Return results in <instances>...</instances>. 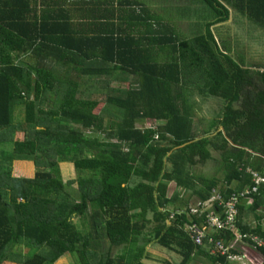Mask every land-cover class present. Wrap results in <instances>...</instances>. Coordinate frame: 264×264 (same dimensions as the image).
<instances>
[{
    "label": "trees",
    "instance_id": "trees-1",
    "mask_svg": "<svg viewBox=\"0 0 264 264\" xmlns=\"http://www.w3.org/2000/svg\"><path fill=\"white\" fill-rule=\"evenodd\" d=\"M202 2L208 31L192 38L171 32L170 59L159 63L129 34L116 40L112 34L67 33L49 11L37 15L35 0H0V264H56L67 254H76L80 264H229L227 255L195 244L185 227L199 223L197 217L172 216L195 200L208 201L218 186L225 198L252 188L250 168L264 176V71L238 64L212 32L235 13L264 30V0ZM144 12L132 10L124 21L150 19ZM122 43L127 51H120ZM73 52L100 55L138 73L139 88L121 99L81 98L80 88L62 86L66 82L48 67ZM196 67L207 71L200 94L223 105L199 138L190 95L178 88ZM105 105L121 111L118 123L106 126ZM20 108L24 118L16 121ZM16 161H33L35 176H14ZM209 161L222 164L223 185L196 173ZM64 163L82 176L65 181ZM252 198L249 208L239 206L237 228L214 237L233 246L241 236L261 254L254 258L246 249V257L264 264V230L245 222L249 213L258 222L263 218L257 211L264 205V183ZM101 246L105 250L92 263ZM150 246L172 259L154 256ZM231 253L243 254L237 247Z\"/></svg>",
    "mask_w": 264,
    "mask_h": 264
},
{
    "label": "crops",
    "instance_id": "crops-1",
    "mask_svg": "<svg viewBox=\"0 0 264 264\" xmlns=\"http://www.w3.org/2000/svg\"><path fill=\"white\" fill-rule=\"evenodd\" d=\"M155 7L159 8L158 5L150 0H145V2L138 0H100L97 6H95V1L93 0H35L34 3V10L38 16L44 10L49 11V13L52 14L53 17H56L58 21L66 23H63L61 29L64 31L66 30L67 33L70 30L89 38L112 34L116 40L121 36H127L129 34L137 38L140 43L139 45L145 49V52L152 54L157 62L163 63L167 62L171 55L169 49L170 40L168 36L172 32V24L170 21H167L166 18L163 19L160 17V13H165V11H155ZM141 8L145 9V16L150 19L136 21V19L133 18L130 21H124L127 14L131 15L132 10L138 12L141 11ZM154 15H157L159 19H154ZM196 23L198 24V19L191 18V20H187V22H184L182 25L188 30L191 25ZM219 26L220 25H218V27ZM198 34V30L192 33L186 31L182 34V37L185 35L186 38H192L198 36ZM124 46L127 48L126 43H122L120 51H127ZM91 50L96 51L93 49ZM97 51L100 52L101 48ZM90 54L89 52H85V54H79L76 52L68 53L66 57L60 59V62L51 63V65L49 63L48 65L50 66L48 67L51 70H55L56 75L60 76L62 82H66L62 83V86H64V84H71L76 85L81 91L88 90L90 93L98 91L104 94L100 99H96L97 96H95V94L92 98H89L91 100L105 101L109 99V96L121 99L126 96L128 90L139 88L141 76L138 73L127 69H121L117 63H108L104 61L100 55L93 57L85 56ZM21 59L27 60L23 55ZM53 59L55 58L50 57L47 60L52 61ZM44 60H46V58ZM79 60H83V62H80ZM184 78L185 79L182 80L178 88H182L184 92L189 93L190 97L188 99L189 102L194 105V108L198 106L204 108L203 105L205 104V108L213 109L216 112L220 111V109L216 110L217 106L219 107V104L221 103L218 99L202 96L200 92L197 93L198 90H196V88H191V86H189L194 85L192 81L188 83L189 76L187 79L186 76H184ZM103 108L104 112H108L109 107H106L105 105ZM195 112V116L193 117L194 131L198 134L197 138H199L203 133L202 129L206 128V124L203 119L198 122L195 121V117L198 115V112ZM103 117L105 118L104 114ZM214 117L215 116L213 115L210 118ZM118 122L119 120L115 123ZM105 123H107L106 119ZM157 124H165V121H159ZM199 126L200 129L198 128ZM262 207H264V205ZM262 207H260V209ZM154 251L155 252H152L154 256L169 260L172 259V255L169 253H163L161 250L155 249ZM200 261L201 260L196 262V264H201ZM148 263L162 264L159 261H149Z\"/></svg>",
    "mask_w": 264,
    "mask_h": 264
},
{
    "label": "rangeland",
    "instance_id": "rangeland-1",
    "mask_svg": "<svg viewBox=\"0 0 264 264\" xmlns=\"http://www.w3.org/2000/svg\"><path fill=\"white\" fill-rule=\"evenodd\" d=\"M93 1H95V6H97L100 0H93ZM130 1H136V0H130ZM138 1L145 2V0H138ZM150 1L154 2V4L159 6V8L155 7V11H158V12L165 11V13H160V17H162L163 19L166 18L167 21H170L172 24V28H171L172 32H175L180 37H182V34H184V32L186 31L192 33L198 30V33H199L198 35H202V34L204 35L206 31H208L207 30L208 28H206L207 26L206 19H208L210 15L207 13V6L205 2L204 3L202 2V0H150ZM191 18L198 19V24L196 23L194 25H191L189 29L186 30L184 28L185 26L182 24H184V22H187V20L188 21L191 20ZM212 32L214 33L221 50H224V51L226 50L225 53L229 55L231 58H233L238 64L243 65L246 68H248L249 66H257L261 69V71H264V30L263 28L257 27V25H255L252 21L242 16L240 17L239 13H235L232 16L231 20L227 24L224 25V27H219V28L214 27L212 28ZM182 38H186V36L184 35ZM224 51H223V54H224ZM200 64L204 65L201 67H207L206 62H202ZM197 68L198 67L194 68L193 72H190L191 78L190 80H188V83L192 81L194 85L193 86L189 85V86H191V88H196V90H198L197 93H199L200 92L199 88H204V85H205L204 76L207 74V71L200 72L199 69ZM84 91H86L87 93ZM84 91L83 90L81 91V98L83 99L92 98L93 95L95 94H96L95 96H97L96 99H100L102 98V96H104L103 93H100L98 91L94 93H90L88 90H84ZM47 101L52 102V99L50 98V101L49 100ZM47 101H46V104L48 103ZM203 106L204 108L203 107L200 108V106L195 108L196 111L198 112V115L195 117V121L198 122L201 119H203L206 124L205 126L209 127L213 123H215V121L219 118L220 111L216 112L213 109L205 108V104ZM49 107L46 105L45 109L43 110L46 111L49 109ZM222 107L223 105L222 103H220L219 107L217 106L216 110L222 109ZM110 108H109L110 112L103 111L105 119L107 120V123H106L107 127L111 124L110 122H116L120 119L117 116V112L120 113L121 111H119L117 108H111V109ZM112 109L115 112L111 111ZM23 111L24 110L22 108L18 109L17 114L19 116L18 115L16 116V119H15L16 121L19 120V117H21V119L24 118ZM213 115L215 117L210 118ZM198 128L200 129V126ZM87 134L90 135V133H87ZM97 136L103 140H106L105 134H98ZM115 140L116 139H113L112 142H115ZM61 168H62L63 177L65 181L67 182H73L82 176V174L75 169L72 163H64L62 164ZM36 172H37V168L33 161H16L13 163L12 174L14 176H23L24 178H33ZM196 173L201 174L206 177H212V176L217 177L218 179H220V185L224 184L223 179H224L225 171L222 167V164L218 162L209 161L203 166H197ZM217 189L219 190V186ZM194 202H191V206L188 210L184 209L179 212H185V214H188L190 217H193L192 209L198 207L199 200L198 201L195 200ZM251 205H248V207L246 206V208H249ZM176 214L177 213L175 212L173 216H176ZM257 214H260L261 216H263L264 207L259 209L257 211ZM245 222H247L248 224H251L252 228H256L258 224H260L262 229L264 230V218L262 219L261 222H258L257 220H255L253 214L249 213L248 215H245ZM244 240L245 239H242L240 236H238V241L236 243H233L232 245L233 247H237L243 252V254L240 256H244L245 259H247V261H245V262H248L247 264H254L248 257H246L247 256L246 249H248V251H252V253L255 256L254 258L261 257V254L259 251L256 250L255 246L251 245L249 242L244 241ZM253 240L254 242H258L259 245H263V241L259 240L257 237H254ZM105 248L106 247L104 246L100 247L97 258L96 259L92 258V263H96L98 261V259L101 257L100 253L104 251ZM147 250L150 253L155 252L154 248H152L151 246L148 247ZM163 253H166V252H163ZM243 263L244 261L229 260V264H243ZM56 264H80V259L76 254H67L65 257L60 259Z\"/></svg>",
    "mask_w": 264,
    "mask_h": 264
},
{
    "label": "built area",
    "instance_id": "built-area-1",
    "mask_svg": "<svg viewBox=\"0 0 264 264\" xmlns=\"http://www.w3.org/2000/svg\"><path fill=\"white\" fill-rule=\"evenodd\" d=\"M253 180L255 184L252 188L246 186L241 192H234L225 198L220 190L213 191L211 198L200 203L197 208L192 209L199 223H193L189 226L190 234L193 241L198 246L207 245L213 255H227L228 260L244 261V256L234 255L231 253L233 246L225 245L220 239L213 236L215 232L231 231L237 228L239 206L242 203L253 204L252 194L258 192V185L264 183V176L254 173ZM241 237V236H240Z\"/></svg>",
    "mask_w": 264,
    "mask_h": 264
},
{
    "label": "bare ground",
    "instance_id": "bare-ground-1",
    "mask_svg": "<svg viewBox=\"0 0 264 264\" xmlns=\"http://www.w3.org/2000/svg\"><path fill=\"white\" fill-rule=\"evenodd\" d=\"M249 172L252 173L253 176H254V173H257V172H255V171H253L252 169H250ZM210 198H211V197H210ZM184 214H185V212H179V213L176 214V216H172V219H175L178 215H184ZM187 216L190 217L188 214H187ZM192 216H195V215L192 214ZM195 217H196V216H195ZM193 223H196V222H192V224H193ZM189 226H190V224L186 225L185 228H186V230L190 233V231H189ZM219 232H223V231H219ZM217 233H218V232H215V233L213 234V236H214L215 234H217ZM190 235H191V234H190ZM191 236H192V235H191ZM197 246H198V245H197Z\"/></svg>",
    "mask_w": 264,
    "mask_h": 264
}]
</instances>
